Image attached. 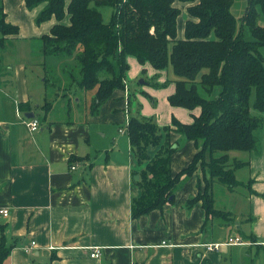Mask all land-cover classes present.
<instances>
[{
  "label": "crops",
  "instance_id": "1",
  "mask_svg": "<svg viewBox=\"0 0 264 264\" xmlns=\"http://www.w3.org/2000/svg\"><path fill=\"white\" fill-rule=\"evenodd\" d=\"M0 6L4 21L18 27L0 47V209H7L6 215L0 212V225L11 245L5 264H264V111L250 109L263 116L261 127L253 130L259 150L228 153L230 160L242 162L234 168L238 185L212 184L213 207L231 218L209 217L203 227L201 201L187 205L198 192L199 168L162 208L132 217L131 199L141 192L133 176L143 165L131 151L125 129L119 131L131 115L125 87L114 90L95 114L82 106L79 119L52 117V111L69 117L79 106L78 98L72 104L67 95L59 96L60 90L46 88L50 81L43 70L62 71L72 60L42 52L41 36L56 20L35 21L43 2L27 8L24 0H0ZM61 22L69 23L68 14ZM173 91L174 82L167 102ZM162 105L164 117L158 112L155 118L160 127L171 123L178 108ZM187 110L191 118L183 122L199 113L198 107ZM27 112L38 119L35 130L27 125L32 118ZM170 141L177 142L170 157L175 174L197 147L175 130ZM157 148L150 146L149 155ZM232 235L242 243L205 250V243ZM94 247L100 249L98 257L89 255Z\"/></svg>",
  "mask_w": 264,
  "mask_h": 264
},
{
  "label": "trees",
  "instance_id": "2",
  "mask_svg": "<svg viewBox=\"0 0 264 264\" xmlns=\"http://www.w3.org/2000/svg\"><path fill=\"white\" fill-rule=\"evenodd\" d=\"M179 1L187 4L189 16L183 38H176L179 9L174 0H24L27 8L44 3L37 23L55 18L49 33L41 36L42 52L72 58L62 70L74 68L72 80L79 88H95L91 114L114 90L125 87L128 54L140 63L148 61L155 69L170 62L177 78L168 102L190 111L198 107L199 113L192 114L191 122L172 117L162 127L153 119L128 116L125 133L131 151L143 165L135 180L141 192L131 199V216L162 208L182 180L199 168L198 192L187 205L201 201L205 227L209 217L231 218L228 211L213 207L212 195L214 181L229 189L239 183L234 168L242 162L230 160L228 151L259 150L253 130L261 127L263 118L250 109L264 111V57L259 50L264 45V0H247L239 24L230 10L233 0ZM102 4L112 6L107 22L98 10ZM66 14L68 24L61 22ZM244 27L250 39L244 37ZM17 31L16 25L4 21L0 6V47L4 36ZM169 41L172 44L167 50ZM170 130L197 147L190 162L175 174L170 172V157L177 142L170 141ZM149 146H158L152 156L147 152ZM10 249L0 225V264Z\"/></svg>",
  "mask_w": 264,
  "mask_h": 264
},
{
  "label": "rangeland",
  "instance_id": "3",
  "mask_svg": "<svg viewBox=\"0 0 264 264\" xmlns=\"http://www.w3.org/2000/svg\"><path fill=\"white\" fill-rule=\"evenodd\" d=\"M246 1L247 0H233V3L230 7V10L235 16L238 24L240 22V17L243 14ZM173 3L175 7L179 9V15L177 17L176 38H182L183 28H184L183 24L186 18V6L184 7L183 2L179 0H174ZM98 10L100 11L104 22L110 20L112 13V6L108 4H102L98 6ZM243 33L245 38L247 39L251 38L248 28L244 27ZM171 44L172 42L169 41L167 44V50H170ZM259 50L264 57V45L259 46ZM36 57H37L36 55L34 56L33 54L30 55V58L36 59ZM49 57H51L50 59H56L54 56H49ZM125 60L128 65V68L124 73L123 81L127 92L126 93L127 100L129 99V103L126 108L129 110L131 114L137 116L138 118H149L155 121V118H158L159 113L161 114L159 115L160 118H163L164 116L162 115L161 111H163L164 114L165 110H162V106H164L162 104L164 103L165 105H169V103L166 101V95L168 92H170L171 88L173 87L174 79L177 78V76L174 74L172 70L170 62H168L167 65L162 69H154L153 66L148 61L140 63L137 60V58L132 54H128ZM31 67L33 68V66ZM67 68L68 69L62 71L61 70L56 71V69L51 70L48 68V71L43 70V76H45L46 79L50 81V84H48V86L46 87L50 91L60 90L59 96L67 95L69 97L70 103L72 104H74L75 98H78L77 101L79 100L78 109L72 110V112L69 114V117H67V115L62 114L60 111H55V112L52 111L51 116L55 118L64 117L65 119L72 118L73 120H76L81 118L83 115L82 112L83 109L81 110L82 106L83 108L85 106H88V110L90 111V107H91L90 104H92L94 95L90 96L89 93L91 92L90 89L85 90L79 88L72 80V77L74 76L75 73L74 68H69V67ZM56 75H61V76H56ZM54 87H58V89H55ZM92 90H93L92 92H95V88ZM44 106L45 108L48 107L47 104L46 105L44 104ZM177 107L178 108L175 107L174 117L180 122H183L184 121L183 119L190 120L191 118L190 112L182 106H177ZM157 109L159 111H157ZM117 127L118 126H116V128ZM119 129H122L124 131L125 129L124 122L121 123V125H119ZM148 148H147V152H148ZM228 152L230 156H233L237 153L238 154L244 153L241 150H229ZM3 264L5 263L3 262Z\"/></svg>",
  "mask_w": 264,
  "mask_h": 264
},
{
  "label": "built area",
  "instance_id": "4",
  "mask_svg": "<svg viewBox=\"0 0 264 264\" xmlns=\"http://www.w3.org/2000/svg\"><path fill=\"white\" fill-rule=\"evenodd\" d=\"M27 125L30 130H35L38 127V120L36 118H28L27 119ZM119 131H123L122 129H119ZM71 168H73L71 166ZM0 212L3 215L7 214V209L3 208L0 209ZM34 244V242H31ZM236 243H242V239L239 236H228L226 240L220 241V242H209L204 244V248L206 251H212L219 249L220 246L224 244H236ZM29 247H25V249H28ZM89 255L91 257H98L100 255V249L98 247H94L90 250Z\"/></svg>",
  "mask_w": 264,
  "mask_h": 264
},
{
  "label": "water",
  "instance_id": "5",
  "mask_svg": "<svg viewBox=\"0 0 264 264\" xmlns=\"http://www.w3.org/2000/svg\"><path fill=\"white\" fill-rule=\"evenodd\" d=\"M25 116H27V117H32V116H34V114H33L32 112H27V113H25ZM133 179H134V180H138V179H139V175H138V174H135V175L133 176Z\"/></svg>",
  "mask_w": 264,
  "mask_h": 264
}]
</instances>
